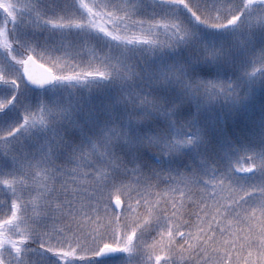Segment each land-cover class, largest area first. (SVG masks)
<instances>
[{"label": "snow or ice", "instance_id": "obj_1", "mask_svg": "<svg viewBox=\"0 0 264 264\" xmlns=\"http://www.w3.org/2000/svg\"><path fill=\"white\" fill-rule=\"evenodd\" d=\"M0 264H264V0H0Z\"/></svg>", "mask_w": 264, "mask_h": 264}]
</instances>
